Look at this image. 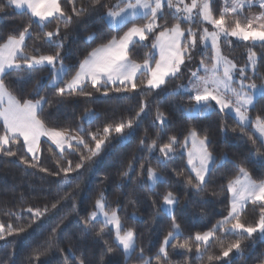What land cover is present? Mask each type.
<instances>
[{
	"label": "trees",
	"instance_id": "16d2710c",
	"mask_svg": "<svg viewBox=\"0 0 264 264\" xmlns=\"http://www.w3.org/2000/svg\"><path fill=\"white\" fill-rule=\"evenodd\" d=\"M4 2L0 0V4ZM127 3L128 0H100L99 4H93L92 0H59L66 16L72 18L68 23L59 16L41 23L30 11L14 6L0 11V44L10 35L18 36L27 27L24 55L59 51L60 60L67 66L66 74L57 84L50 83L53 68L47 64L29 69L21 63V68L7 69L3 75L5 85L18 98L33 101L44 98L39 115L48 127L79 133L88 147L94 148L90 134L103 135L106 125L133 122L123 133L112 131L98 155L91 159H82L90 154L88 147L80 143H73L71 148L61 151L44 138L38 154L28 152L23 138L5 146L16 155L0 152V224L5 226L3 238H0V264H80L81 260L84 264H144L145 261L149 264H264V235L259 232L251 237L245 233L241 238L217 230L207 244L195 240L196 233L212 230L218 221L228 216L231 209L228 184L239 174V166L245 167L254 179L264 180V140L252 124L242 130L232 113L215 108L206 114H188L187 109L196 102L189 91L178 88L188 80L189 69L166 77V83L160 88L147 86L146 71L135 78V89L128 83L125 86L109 84L98 90L86 81L84 93L90 95L67 89L64 94L58 92L95 47L112 37L123 36L133 24L148 22V18L139 16L127 20L118 30L109 24L108 12ZM222 9V0H212L217 18ZM177 15L165 3L158 16L161 27L147 33L146 40H135L129 47V58L136 62L149 58L155 62L156 35L163 26L171 27L176 23ZM197 17L191 22L182 20L181 27L188 29L193 24L199 28L204 22ZM243 17H248L247 13H241ZM57 28L59 34L51 39L44 35ZM187 35L185 31V37ZM235 48V52L241 51L242 55H247L249 50L257 52L255 69L249 70L248 79L257 85L263 84L264 42L238 41ZM194 51L197 50L190 52ZM116 87L121 90L115 91ZM90 110L95 116L86 121L84 116ZM157 110L164 114L163 122L156 119ZM251 114L264 119V95L256 97ZM191 130L208 137V149L215 155L208 176L199 187L187 182L195 174L187 163V153L182 150ZM2 133L3 122L0 121ZM173 136L179 143L165 157L159 146ZM153 140L157 147L149 150L148 145ZM78 163L83 165L79 169L75 167ZM64 169L70 170L65 172ZM148 169L162 175L153 186L149 184ZM169 191L177 198L172 215L162 206ZM101 194L107 208L118 211L123 228L135 231L136 248L128 257L110 226L105 227L100 219L85 222ZM29 208L33 212L30 213ZM36 209L42 213L39 217L34 215ZM259 213V204L248 202L241 212V222L254 224ZM173 218L180 233L164 245L165 237L174 230ZM8 225L24 230L9 234ZM101 228L103 232L98 235ZM236 239H242L239 251L234 249L228 257L209 261V256L221 255L222 247ZM186 241L189 248L178 247ZM161 246L166 247L167 258L159 253ZM108 248L112 251L108 252ZM158 255L161 256L159 261Z\"/></svg>",
	"mask_w": 264,
	"mask_h": 264
},
{
	"label": "snow or ice",
	"instance_id": "6c2138e0",
	"mask_svg": "<svg viewBox=\"0 0 264 264\" xmlns=\"http://www.w3.org/2000/svg\"><path fill=\"white\" fill-rule=\"evenodd\" d=\"M93 4H99L100 0H92ZM169 8H175L176 13H183V16H175L176 23L171 27L167 25L162 27V30L156 35L153 48H159V59L155 61V67L150 66V59L146 58L143 64L135 63L128 57L129 45L133 42V38L138 37L140 41L146 40L147 33H152L155 28L161 27L156 23L158 15L161 13L163 7L162 0H128V3L124 8H119L118 11L110 10L108 17L112 25L118 30L120 24L128 19L129 10L130 15L134 18L137 15L138 9H143V17L148 18V23L144 25H135L128 29L123 36L112 37L107 43L101 44L97 48L93 49L88 56H86L79 65V70L68 81L64 87L58 88L60 94H64L66 89L69 92L79 91L85 95L90 93H84V84L86 81H90L94 88L99 90V87H106L107 85H121L125 86L131 83V87L135 89L137 87L135 81L137 72L142 68L148 73L146 84L149 88H160L166 83V77L174 76L179 71V65L184 63V55L193 49L197 44V32L193 31L191 27L184 29L181 27V21L191 22L194 19V10L203 22H207L212 25L213 31H209L208 28H204L199 35L201 42L207 43L211 41V48L213 50V59L215 63L211 68L205 67V75L201 76L198 72H193V89L195 95L191 98L195 100L197 105H201L205 109L208 107V101H215L220 107V111H234L238 122L241 125L242 130L248 127L253 122L248 116L249 106L254 105V95L245 91V87L253 90H257L255 83L244 85L243 80L240 81L239 89L232 86L233 83V71L236 65L231 63L224 57L220 49L221 37H238L243 41H261L264 42V11L258 15L241 18V10L245 4H251L252 0H225V6L221 10L219 17L217 18L210 5V0H191L190 4L184 3V0H178V4H174L173 0H167ZM179 4H183V8L179 7ZM15 6L17 9L27 8L31 16L38 17L41 23L47 21L49 17L59 16L65 23L71 21V16H66L65 12L61 9L58 0H5L3 4H0V11H4L5 7ZM260 8L264 9V0L260 2ZM83 11V9H81ZM73 12H76L73 7ZM78 14V13H77ZM118 18H120L118 20ZM29 29L24 28L18 36H8L7 40L0 44V121L3 122V133L0 134V152H5L8 156H14L16 153L10 148L5 146L11 143H18L23 138V143L27 145V150L30 153H35L37 150V144L41 136H47L63 151L64 145L68 140V136L64 130H57L50 128L46 125L45 121L40 118L39 112L42 111L44 98L41 97L38 100L21 99L15 96L5 85L3 75L7 69H19L22 64L26 65L29 69L39 65H52L54 66L57 61H60L61 68L57 73V79H61L62 75L66 74V70L63 67V62L60 60V52L56 51L54 54L47 55H24V42L26 34ZM185 31H187V37H185ZM59 34V28L55 32L44 33L49 39ZM255 53L251 52L249 55V61L255 66ZM203 60L201 64L203 65ZM220 66L223 71L220 72ZM244 69H240V75L244 76ZM56 83V80H53ZM121 87H116L115 91L119 92ZM39 89H37V92ZM231 93V96L228 95ZM107 94V93H105ZM260 94L264 95V86L260 89ZM144 111L142 106L140 112ZM140 113H137L139 116ZM157 120L163 122L164 114L157 110ZM132 120L127 122L121 121L115 125H106L103 128V135L99 133H92L91 138L95 143V147H88L83 138L77 140L80 144H85L88 147L90 155L82 157V159H91L93 156L98 155L102 146L105 145L108 136L112 131L116 133H123L124 129L132 127ZM256 132L259 133V137L264 138V119L257 117L254 125ZM191 138V149L188 151V165L191 166L194 177H189L187 182L193 184L195 187H199L205 181V174L209 170V163L213 161L212 153L208 150L209 139L205 135L200 137L199 134L192 130L189 133ZM72 139H76L72 137ZM144 141H141L143 144ZM179 141L175 136L169 137L167 143L159 146V151L168 157L175 149L174 145H177ZM188 143V137L185 138L184 146ZM71 147V144L68 145ZM149 150L157 147V142L153 140L148 145ZM28 163V161H23ZM70 163V162H69ZM83 165L78 163L76 168L79 169ZM129 169L132 165L129 164ZM143 167V165H141ZM70 169H64L65 172ZM127 173H125L126 175ZM148 178L155 184L158 176L155 170L148 169ZM195 180V183H193ZM228 191L232 193L231 211L228 216L224 217L221 221H218L217 225L212 230L195 234V240L197 242H204L207 244L209 239L215 235L217 230H223L226 234L231 233L240 236L241 238L246 233L251 237L254 233L259 232L264 235V181H255L251 178L248 170L239 166V175L228 184ZM176 199L172 192H168L164 196V203L167 205L174 204ZM251 202L253 204H259L260 213L259 217L254 224H245L241 222V212L245 205ZM97 211H93L86 223L97 220L98 216L102 215L104 220V226L115 229V240L119 246H122L125 253H128L135 248V232L133 229L128 228L124 230L121 218L115 210L108 212L106 210V204L103 196L101 195L95 202ZM55 207V205H53ZM31 213L33 209L29 208ZM34 215L39 217L42 215L39 209L34 211ZM173 228L179 229L173 218ZM8 233L13 231H23L24 229H13L12 225L7 226ZM5 226L0 224V238H3ZM103 232V228L97 234L100 235ZM173 233L169 232L165 237L164 245L169 243V237H172ZM242 239H236L231 242L227 247H222L221 255L209 256V261H219L223 257H228L229 254L235 249L240 250ZM180 248H189L188 242L179 244ZM190 250V249H189ZM199 243L197 251H199ZM112 248H108V252H111ZM142 251V250H141ZM159 253L167 258V251L165 246H161ZM159 261L161 256H157ZM80 264H84L81 260ZM144 264H149V261H145Z\"/></svg>",
	"mask_w": 264,
	"mask_h": 264
},
{
	"label": "rangeland",
	"instance_id": "374dc122",
	"mask_svg": "<svg viewBox=\"0 0 264 264\" xmlns=\"http://www.w3.org/2000/svg\"><path fill=\"white\" fill-rule=\"evenodd\" d=\"M223 1V7L225 6V0H222ZM162 2H163V6H164V4L165 3H167V0H162ZM231 2V0H229V3ZM260 2H261V0H252V3L249 5V4H245V6H244V8L241 10V13H247V16L248 17H250V16H253V15H258V14H260L262 11H264V9H261L260 8ZM173 3L174 4H178V0H173ZM184 3H186V4H190L191 3V0H184ZM168 4V3H167ZM210 5H211V8H212V0H210ZM179 7H181V8H183V4H179ZM174 10H175V8H173ZM119 10V9H118ZM118 10H113V11H118ZM143 9H138L137 10V15L134 17V18H136V17H139V16H143ZM162 11H163V7H162V9H161V13H162ZM196 11L197 10H194V19L193 20H197L198 19V15H196L195 13H196ZM140 12V13H139ZM160 13V14H161ZM159 14V15H160ZM179 15H181V16H183L184 14L181 12V13H178ZM158 15V16H159ZM38 20H39V18L38 17H36ZM132 19L133 17L132 16H128V19L127 20H129V19ZM107 19H108V22H109V24H111L112 25V23L110 22V19H109V17H107ZM201 19V18H200ZM127 20H125L124 22H126ZM202 20V19H201ZM40 21V20H39ZM41 22V21H40ZM123 22V23H124ZM148 23V22H147ZM156 23L158 24V17H157V21H156ZM113 26V25H112ZM190 27L192 28V30L193 31H195V32H197V44H196V46L193 48V50H197V51H194V52H188V53H185V55H184V63L183 64H180L179 65V71L176 73V74H178V73H180L182 70H190V76H189V78H188V80H186L185 82H183L181 85H180V87L178 88V90H182V91H189L190 93H191V95L192 96H194L195 95V90L193 89V80H194V78L192 77V73L193 72H198V74L199 75H201V76H203V75H205V67H207V68H211L212 67V65L215 63V61H214V59H213V56H214V53H213V50H212V48H211V41L209 40L207 43H204V42H201L200 40H199V35L202 33V31H203V29L204 28H208V30L209 31H213L214 29H213V27H212V25H210V24H208L207 22H204L203 24H201L200 26H199V28L197 27V26H194L193 24H190ZM238 41H243V40H241V39H239L238 37H231V36H228V37H221V39H220V49H221V53H222V55L224 56V57H226L227 58V60H229L231 63H233V64H235L236 65V68H235V70L233 71V73H232V75H233V83H232V86L233 87H235V88H237V89H239V87H240V81L241 80H243V82H244V85L245 86H247V85H249V84H252L253 82H251L250 81V79H248V75H250L249 74V70H254L255 69V66H253V64L249 61V55H250V53L251 52H254L256 55H255V64H256V61H257V57H258V54H257V52L255 51V50H249L248 52H247V55H246V53L245 54H243L242 55V52L241 51H239V52H235V43H238ZM245 42H249V43H253V42H261V41H251V40H249V41H245ZM157 52V54H158V52H159V48H158V51H156ZM197 52H200L201 53V55H198L197 54ZM24 54V53H23ZM244 57L245 56V58H242V57ZM246 56H247V58H246ZM203 60V65L201 64V61ZM22 63V62H21ZM50 66H52V65H50ZM63 67H64V69L66 70V68H67V66L64 64V62H63ZM52 68H53V75H52V77H51V79H50V83H52V84H54L53 83V80H56V83L55 84H57L60 80H62L63 79V77H64V75H62V78L61 79H57V73L60 71V68H61V63H60V61H57L56 63H55V65L54 66H52ZM240 69H244V76L242 77L241 75H240ZM222 71H223V68H222V66H220V72L222 73ZM257 85V84H256ZM262 86H264V83L263 84H258L257 85V90L255 91V92H253V90H251V89H248L247 87H245V91H248L249 92V94H251V95H254V102H255V99H256V97L260 94V89H261V87ZM228 95L229 96H231V93H228ZM207 103V105H208V107L205 109L204 107H202L201 105H197V104H195L194 106H192V107H190V108H188L187 109V113L188 114H191V115H195V114H206V113H209V112H211L213 109H215V108H217V109H220V107H219V105H217L216 103H215V101H208V102H206ZM251 108H252V106H249V108H248V116L250 117V120L253 122V124L252 125H254V122H255V120H256V118L257 117H254V116H252V114H251ZM226 112H229V113H232V114H234L235 115V112L234 111H229V110H225ZM95 116V113L93 112V110H90V111H88L86 114H85V116H84V118H85V120L86 121H89V120H91L93 117ZM236 116V115H235ZM83 127V126H82ZM253 128L255 129V127L253 126ZM57 130H59V129H57ZM65 132H66V134H67V136H68V140H67V142L65 143V145H64V148H71L72 147V145H73V143H78L77 142V140L78 139H80V138H82L81 137V135L79 134V133H70L69 131H67V130H64ZM192 131V130H191ZM190 133V132H189ZM189 133H188V135L186 136V137H188V143H187V146L185 147L184 146V142H183V148H182V150L184 151V152H186L187 153V161H188V151L191 149V138L189 137ZM258 133V132H257ZM259 134V133H258ZM72 137H75L76 139H72ZM200 137H202V136H200ZM43 139V138H45V139H47V140H49V141H51L52 142V140H51V138H49V137H47V136H41L40 137V139ZM39 139V140H40ZM263 140H264V138H262ZM185 141V140H184ZM39 142V141H38ZM69 144H71V147H69L68 145ZM55 145V144H54ZM55 146H57V145H55ZM57 148H59L58 146H57ZM39 149H40V145L38 144L37 145V150H36V152L35 153H33V154H38L39 153ZM60 149V148H59ZM209 150V149H208ZM210 151V150H209ZM211 152V151H210ZM212 153V152H211ZM212 156H213V161L212 162H210L209 163V170H210V168H211V166L213 165V163H214V161H215V155L212 153ZM225 157H223L221 160H223ZM190 168H191V166H190ZM154 170V169H153ZM209 170H208V172L205 174V179L207 178V176H208V173H209ZM155 172L157 173V176H158V179H157V181L158 180H160V179H162V175L160 174V172L159 171H156L155 170ZM239 175V174H238ZM237 175V176H238ZM236 176V177H237ZM251 176V175H250ZM235 177V178H236ZM234 178V179H235ZM253 180H255V181H257V182H259V181H264V180H256V179H254L253 177H251ZM233 179V180H234ZM232 181V180H231ZM149 184L151 185V186H153L154 184H153V182L149 179ZM169 192H171V191H169ZM173 193V192H172ZM231 194V202H232V193H230ZM102 196H103V199H104V195L103 194H101ZM101 195L98 197V198H100L101 197ZM173 195H174V197H175V199H176V201H177V198H176V196H175V194L173 193ZM104 202H105V204H106V201H105V199H104ZM175 205H176V202L174 203V204H171V205H167V204H165L164 203V200H163V204H162V206H163V209L168 213V214H170V215H172L173 214V211H174V208H175ZM106 210L108 211V212H111V211H113V210H115L116 212H117V214H118V211L116 210V209H113V210H109L108 208H107V205H106ZM93 211H97V209H96V205L92 208V210L90 211V214L93 212ZM230 211H231V209H230ZM90 214H89V216H90ZM119 215V214H118ZM97 219H100V220H104V218H103V216L102 215H100V216H98V218ZM121 222H122V220H121ZM176 223V222H175ZM177 224V223H176ZM122 225H123V222H122ZM178 225V224H177ZM111 227V226H110ZM112 228V227H111ZM128 228H130V227H127V228H124V230H126V229H128ZM113 230H114V232H115V229L114 228H112ZM132 229V228H131ZM135 232V231H134ZM172 233H173V236L172 237H174L176 234H179L180 233V228L177 230V229H174L173 231H171ZM201 234H203V233H201ZM172 237H169V240L172 238ZM212 238V237H211ZM210 238V239H211ZM209 239V240H210ZM135 248H136V235H135ZM134 248V249H135ZM134 250H132V251H130V252H128V253H125V255H126V257H128L132 252H133Z\"/></svg>",
	"mask_w": 264,
	"mask_h": 264
},
{
	"label": "crops",
	"instance_id": "0c3cea01",
	"mask_svg": "<svg viewBox=\"0 0 264 264\" xmlns=\"http://www.w3.org/2000/svg\"><path fill=\"white\" fill-rule=\"evenodd\" d=\"M58 2H59V0H58ZM132 2H135V0H132ZM126 5H124L123 7H121V8H124ZM15 7V6H14ZM16 8V7H15ZM17 9V8H16ZM119 9V8H118ZM118 9H116V10H118ZM18 10H28L26 7L25 8H23V9H18ZM29 11V10H28ZM130 12H131V10H129V16H131L130 15ZM140 13V12H139ZM50 18V17H49ZM48 18V19H49ZM120 18H118V20H119ZM131 19V18H130ZM125 21V20H124ZM123 21V22H124ZM123 22L120 24V25H122L123 24ZM137 39H139L138 37H135V38H133V42L135 41V40H137ZM132 42V43H133ZM132 43H130V45L132 44ZM130 45H129V47H130ZM100 46V45H99ZM98 47V46H97ZM97 47H95V48H97ZM94 48V49H95ZM156 51H158V48H154V52L156 53V55H157V58H156V60H158L159 59V52H158V54H157V52ZM129 57V56H128ZM130 59V58H129ZM131 61H133V62H135V63H139V64H143V62H136V61H134V60H132V59H130ZM150 66L151 67H155V62L153 61V60H151L150 59ZM79 70V69H78ZM142 72H146V70L145 69H141L139 72H137V75H136V77L140 74V73H142ZM44 139V138H43ZM42 140V138L39 140V142H38V144H40V141ZM53 142V141H52ZM54 143V142H53ZM37 144V145H38ZM55 144V143H54ZM56 145V144H55Z\"/></svg>",
	"mask_w": 264,
	"mask_h": 264
}]
</instances>
